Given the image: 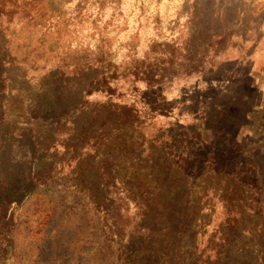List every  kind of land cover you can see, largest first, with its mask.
I'll use <instances>...</instances> for the list:
<instances>
[{"label": "rangeland", "instance_id": "obj_1", "mask_svg": "<svg viewBox=\"0 0 264 264\" xmlns=\"http://www.w3.org/2000/svg\"><path fill=\"white\" fill-rule=\"evenodd\" d=\"M19 176L0 264H264V0H0Z\"/></svg>", "mask_w": 264, "mask_h": 264}, {"label": "trees", "instance_id": "obj_2", "mask_svg": "<svg viewBox=\"0 0 264 264\" xmlns=\"http://www.w3.org/2000/svg\"><path fill=\"white\" fill-rule=\"evenodd\" d=\"M32 188H34V181L30 179L29 176H26L24 178L19 176L11 184L3 181V183H0V199L3 198L4 200H6L8 198H18L19 194Z\"/></svg>", "mask_w": 264, "mask_h": 264}]
</instances>
